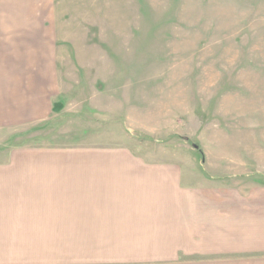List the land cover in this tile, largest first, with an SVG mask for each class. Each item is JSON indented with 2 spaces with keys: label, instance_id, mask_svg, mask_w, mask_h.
I'll use <instances>...</instances> for the list:
<instances>
[{
  "label": "rangeland",
  "instance_id": "obj_1",
  "mask_svg": "<svg viewBox=\"0 0 264 264\" xmlns=\"http://www.w3.org/2000/svg\"><path fill=\"white\" fill-rule=\"evenodd\" d=\"M32 166L262 183L264 0H0V170ZM15 214L0 216V264L224 260L186 253L175 231L18 238Z\"/></svg>",
  "mask_w": 264,
  "mask_h": 264
},
{
  "label": "crops",
  "instance_id": "obj_2",
  "mask_svg": "<svg viewBox=\"0 0 264 264\" xmlns=\"http://www.w3.org/2000/svg\"><path fill=\"white\" fill-rule=\"evenodd\" d=\"M163 171L105 166L1 169L0 216L19 215L17 228H3L16 230L18 238L82 240L151 239V232L175 231L186 253L193 247V253L203 249L201 254L224 259L216 264H264V180L247 189H201L170 182L168 174L161 176ZM7 174L16 175L17 182L8 183ZM12 204L18 209H10Z\"/></svg>",
  "mask_w": 264,
  "mask_h": 264
}]
</instances>
